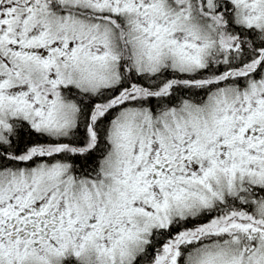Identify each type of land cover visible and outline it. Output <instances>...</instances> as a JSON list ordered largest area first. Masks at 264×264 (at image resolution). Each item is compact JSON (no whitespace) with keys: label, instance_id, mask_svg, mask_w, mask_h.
<instances>
[{"label":"snow or ice","instance_id":"6c2138e0","mask_svg":"<svg viewBox=\"0 0 264 264\" xmlns=\"http://www.w3.org/2000/svg\"><path fill=\"white\" fill-rule=\"evenodd\" d=\"M0 264H264V0H0Z\"/></svg>","mask_w":264,"mask_h":264}]
</instances>
